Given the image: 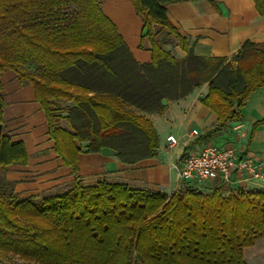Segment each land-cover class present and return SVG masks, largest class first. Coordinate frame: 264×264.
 <instances>
[{"label":"trees","instance_id":"16d2710c","mask_svg":"<svg viewBox=\"0 0 264 264\" xmlns=\"http://www.w3.org/2000/svg\"><path fill=\"white\" fill-rule=\"evenodd\" d=\"M103 1L0 0V78L14 70L34 86L55 150L75 175L64 192L40 201L16 192L6 173L9 166L27 165L28 153L24 141L6 131L0 80V259L249 264L245 248L264 238V190L165 193L107 180L85 185L78 155L111 149L126 164L156 157L159 135L145 114L162 113L165 99L180 100L205 84L202 102L218 120L198 141L222 132L264 86V43L246 41L230 60L199 57L170 21L168 5L215 0H132L143 22L140 48L147 43L152 54L151 62L140 64L103 12ZM254 2L264 16V0ZM155 26L174 36L187 56L167 50L170 42Z\"/></svg>","mask_w":264,"mask_h":264},{"label":"crops","instance_id":"0c3cea01","mask_svg":"<svg viewBox=\"0 0 264 264\" xmlns=\"http://www.w3.org/2000/svg\"><path fill=\"white\" fill-rule=\"evenodd\" d=\"M180 2L168 5V17L179 33L187 38L199 57H226L231 59L246 41L264 43V16L258 12L254 0H215ZM102 10L118 27L119 32L134 59L145 64L151 62L152 54L141 49L144 32L142 19L137 15L132 0H104ZM177 58H185L187 52L179 45L164 46ZM1 95L4 100L6 131L13 140L24 141L28 153L27 165L8 167V180L16 182L15 190L21 197L38 196L69 187L75 175L55 150V142L49 135L45 111L36 99L32 84L22 83L14 70L5 71L1 78ZM205 84L180 100L163 101L162 113L145 114L159 135L157 156L126 164L118 159L116 152L104 149L101 153L78 155L79 172L85 185L99 181L127 183L137 188L172 193L190 189L211 192L221 186L224 192L264 190V181L238 180L226 185L220 179L184 181L178 166L183 156L206 145L218 147L233 145L242 154L264 157V123L253 132L254 124L264 119V86L252 92L241 111V119L232 121L222 132L199 142L200 136L213 128L218 115L202 102L208 94ZM198 130V135H192ZM253 133V134H252ZM178 139L171 146L167 137ZM250 264H264V238L244 250Z\"/></svg>","mask_w":264,"mask_h":264},{"label":"built area","instance_id":"2783aa9c","mask_svg":"<svg viewBox=\"0 0 264 264\" xmlns=\"http://www.w3.org/2000/svg\"><path fill=\"white\" fill-rule=\"evenodd\" d=\"M193 130L192 135H198ZM170 145L176 146L174 135L167 137ZM180 178L184 181L220 179L226 185L240 180L264 181V157L244 155L233 145L222 147L206 145L197 151L186 153L178 166Z\"/></svg>","mask_w":264,"mask_h":264},{"label":"rangeland","instance_id":"374dc122","mask_svg":"<svg viewBox=\"0 0 264 264\" xmlns=\"http://www.w3.org/2000/svg\"><path fill=\"white\" fill-rule=\"evenodd\" d=\"M155 30L156 31H159L160 33V37L163 41L167 40L168 42L170 43H173V44H176L177 43V39L174 37V36H171L168 34L167 30H163L161 29L159 26H155ZM117 61L114 62L115 65H117ZM118 66V65H117ZM26 69L33 72L35 70V67L33 65H26ZM60 104L67 108L69 107V105H71L70 103H67V102H64V101H61ZM66 115V113H64ZM60 125L64 128H69L68 126V123L65 119H63L60 123ZM68 187H65L64 189L62 190H59V191H53V192H50V193H42L37 197V199L40 201L43 197L45 196H48V195H55V194H58V193H62L64 192ZM183 191H188V189H190V187H186L185 188H182ZM246 259V258H245ZM247 261V260H246ZM248 262V261H247ZM249 263V262H248ZM0 264H30V263H25L24 261L18 259V258H15V257H10L8 260H4V259H0ZM250 264V263H249Z\"/></svg>","mask_w":264,"mask_h":264}]
</instances>
